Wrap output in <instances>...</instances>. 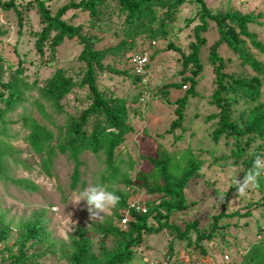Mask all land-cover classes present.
Instances as JSON below:
<instances>
[{
  "label": "rangeland",
  "instance_id": "rangeland-1",
  "mask_svg": "<svg viewBox=\"0 0 264 264\" xmlns=\"http://www.w3.org/2000/svg\"><path fill=\"white\" fill-rule=\"evenodd\" d=\"M44 1L55 14L63 5L81 0ZM204 1L214 14L240 12L259 15L260 24L253 25L251 29L264 43V0ZM18 5L23 17L22 27L15 12L0 8V26L6 33L0 38V57L5 69L2 81L17 80L23 93V100L0 119V217L11 227L7 239L0 243V264H10L18 254V227L36 220L45 228L46 241L28 245L26 252L32 257V264H73L71 242L79 227L112 223L122 230L128 228L121 225L124 210L119 212V217L115 214L116 207L102 217H92L86 201L72 202L74 194L102 184L110 191L125 194L128 202L142 198L143 194V200L153 206L160 201V195H151L126 181L134 182L139 173H144L153 175V180L163 185L159 171L149 158L168 161L170 173L178 176L192 157L203 161L204 166L184 190L188 209L175 212L170 222L182 231L197 223L203 234L212 233L213 237L197 245L194 230L189 233L190 243L176 238L167 229L159 234L145 235L142 246L134 249L132 264H148L150 260L169 256H174L176 261L189 256L217 263L226 254L233 257L234 264H247L248 251L253 245L264 244V174H261L263 183L260 187L256 180L242 194L232 189L237 186L235 181H242L246 161L254 154L264 155V145L261 146V141L255 142L247 150L246 158L238 160L235 153L242 150L234 139L223 138L219 144L213 140L217 121L208 122L207 117L219 112L212 102L216 68L209 59V50L219 35L215 25L204 34L207 40L201 52L204 69L197 78L196 95L189 97L184 110L183 128L169 132L177 119L176 102L191 87L190 82L184 81L191 76L192 65L185 71L182 55L167 51V46L172 43L190 55L194 29L200 24L196 18L200 5L195 0H185L175 12L156 8V22L149 30L135 36L134 47L119 57L105 59L106 65L130 72L127 56L131 52L147 51L152 78L144 84L131 76L98 73L97 84L104 96L123 99L129 107L134 130L117 152L115 170L109 168L103 153H83L76 188L73 187L76 164L67 154H61L57 146L63 140L69 116H78L90 105L89 91L87 88H75L58 108L41 94L40 89L59 68H64L79 83L86 69L85 64L78 60L83 47L77 39H67L53 54L51 44L55 33H52L45 43V55L40 56L35 49L36 34L43 28L39 13L33 0H18ZM100 9L101 16L96 25L92 24L87 12L71 11L65 18L80 26L85 34L96 36V48L102 50L126 40L130 26L119 1L109 0ZM168 16H174V21L162 30L161 23L168 20ZM219 53L225 59L227 72L252 74L226 46ZM255 55L264 62L263 56ZM173 84L183 85V88H167ZM2 89L0 86V92ZM4 106V101H0V107ZM36 124L50 133L47 149L42 153H38L30 142ZM248 210L252 212L251 217L224 218L214 229L215 216L222 211L246 213ZM149 224L159 226L154 217L150 218ZM102 243L109 250L119 247L117 238L96 235L93 252L97 256Z\"/></svg>",
  "mask_w": 264,
  "mask_h": 264
},
{
  "label": "trees",
  "instance_id": "trees-1",
  "mask_svg": "<svg viewBox=\"0 0 264 264\" xmlns=\"http://www.w3.org/2000/svg\"><path fill=\"white\" fill-rule=\"evenodd\" d=\"M108 1H74L63 5L55 14H52L44 0H33L43 26L42 30L36 34L35 43V49L40 56L45 55V43L50 39L52 33H55L51 44L53 54L56 53V48L63 45L67 39H77L83 47L78 60L85 64L86 69L79 83H76L64 68H59L40 89L41 94L58 108L75 88H87L89 91L90 105L78 116H69L63 140L57 146L61 154H67L76 164L73 175L74 188L78 186L80 180L82 165L80 157L83 153H103L109 168L115 170L117 152L126 141L127 135L134 130L130 123V109L125 101L104 96L98 87L97 76L98 73H110L118 76H131L142 81L141 77L135 76L131 68L130 72H126L106 65L104 63L105 59L109 56L119 57L126 51L131 50L134 47L135 36L149 30L156 22V8L175 12L183 5L185 0H117L123 11L127 13L126 22L130 26L129 36L117 46L100 50L96 48L98 42L96 36L85 34L80 26L73 25L65 16L71 11L87 12L91 17L92 24L96 25L101 16L100 7ZM195 1L200 5L196 15L200 24L194 29V41L190 46V55H186L181 48L172 43L167 46V51L178 52L182 55L185 71L189 65H192L191 76L186 77L184 81L185 83L190 82L191 87L185 96L176 102L178 106L176 110L177 119L171 125L169 132L172 133L183 128L184 110L188 106L189 97L196 95L197 78L204 69L201 60V52L207 44L204 34L208 32L211 26L215 25L219 35L209 50V59L216 68V89L212 95V102L219 112L208 116L207 121H217V126L213 132L215 144H219L223 138L234 139L236 145L241 147L242 150L235 153V156L238 160L243 159L247 156V150L255 142L261 141L263 142L261 146L264 145V62L255 55V53H258L264 58V43L258 39L257 34L251 29L253 25L260 24V16L240 12L214 14L204 0ZM18 6V0H0V8L3 11L15 12L19 26L22 27L23 17ZM173 21L174 16H168V20L161 23L162 30L166 29L167 24ZM5 34L0 26V38ZM224 46L232 51L251 70L252 74L227 72L225 70L227 67L225 59L219 53V50ZM140 52L143 51H135L130 54ZM129 58L128 55L127 61H129ZM4 73L5 69L0 57V86L3 88L0 92V101L5 103L4 107H0V119H3L7 113L12 112L14 107L23 100L20 83L17 80L4 83L2 81ZM167 88L181 89L183 85L173 84L168 85ZM49 141L50 133L47 129L36 124L30 135V142L34 149L38 153L45 152ZM257 155L262 154H254L246 161V171L242 180L253 167V161ZM149 161L159 171L158 176L163 180V185L153 180V175L144 173H139L134 182H126L128 185L144 189L151 195H160V201L153 206L150 205L147 214L133 212L127 230H122L112 223L79 227L71 242V260L73 264H132L134 249L142 246L144 236L159 234L166 229L176 238L188 240L189 243V233L194 230L197 234V245H200L205 239L213 237L212 233L203 234L198 229L197 223L188 225L186 230L182 231L170 222V218L175 212L188 209L189 204L184 190L189 182L199 175L204 162L192 157L185 170L180 175L174 176L170 173L168 161L152 158H149ZM262 180V175L257 177V186L263 183ZM237 188L238 185L232 190ZM115 194L120 197L115 213L118 216L121 210L127 208L128 198L119 191ZM262 204H264V197ZM251 216L252 212L250 210L246 213L222 211L215 216L214 229L219 227V222L224 218H249ZM151 217H154L159 224L158 227L149 224ZM18 231L20 232L16 241L18 254L10 264H32V257L27 254L26 249L31 242L45 243V228L39 220H36L28 224L22 223L18 227ZM10 232L11 227L7 225L4 218L0 217V243L7 239ZM96 235L117 238L119 247L109 250L102 243L100 255L97 256L93 252V238ZM246 263L264 264V244L253 245L248 251Z\"/></svg>",
  "mask_w": 264,
  "mask_h": 264
},
{
  "label": "built area",
  "instance_id": "built-area-1",
  "mask_svg": "<svg viewBox=\"0 0 264 264\" xmlns=\"http://www.w3.org/2000/svg\"><path fill=\"white\" fill-rule=\"evenodd\" d=\"M129 64L130 68L133 71L135 76L141 77V80L144 84H148L152 78V73L149 70L150 66V54L147 51H143L140 53H132L129 55ZM139 189V188H137ZM142 198L133 199L128 202L127 208L124 210L122 214L121 225L122 227L127 228L129 223L132 220V213L139 214H147L149 211L148 202L143 200V194H141ZM148 264H234V259L230 255L226 254L222 256L221 260L217 263H213L209 260H202L196 257H181L180 261H176L175 257H168L163 259H153L150 260Z\"/></svg>",
  "mask_w": 264,
  "mask_h": 264
},
{
  "label": "clouds",
  "instance_id": "clouds-1",
  "mask_svg": "<svg viewBox=\"0 0 264 264\" xmlns=\"http://www.w3.org/2000/svg\"><path fill=\"white\" fill-rule=\"evenodd\" d=\"M261 174H264V155H257L253 161V167L249 170L243 180H237L238 193H244L250 185L254 184ZM81 201H86L89 212L96 217H102L111 212L118 206L120 197L115 192L108 190L105 185L96 184L91 186L79 194H74L73 203L79 204ZM55 211V209H54Z\"/></svg>",
  "mask_w": 264,
  "mask_h": 264
}]
</instances>
